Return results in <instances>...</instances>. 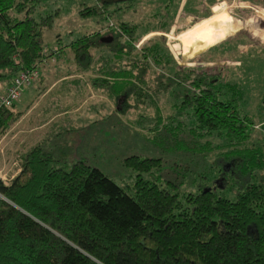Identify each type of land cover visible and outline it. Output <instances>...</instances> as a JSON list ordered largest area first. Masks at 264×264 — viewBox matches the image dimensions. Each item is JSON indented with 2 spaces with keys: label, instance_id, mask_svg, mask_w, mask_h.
Here are the masks:
<instances>
[{
  "label": "trees",
  "instance_id": "16d2710c",
  "mask_svg": "<svg viewBox=\"0 0 264 264\" xmlns=\"http://www.w3.org/2000/svg\"><path fill=\"white\" fill-rule=\"evenodd\" d=\"M117 1L95 0L81 6L76 15L107 19ZM256 1L264 5V0ZM43 3L0 0V83L6 82L0 92L20 70L35 69L37 78L40 64L54 60L65 46L77 65L86 66L92 58L100 61L101 67L94 71L102 75L95 78L98 82L129 78L143 83L153 78L147 72L164 69L175 86L168 91L163 80L155 82L156 90L164 89L159 94L182 99L180 103L206 131L201 143L206 153H211L213 132L227 138V149L218 154L214 181L178 198L175 191L141 177L160 165L159 157L124 159L136 171L128 193L83 159L68 162L54 155L49 142L56 133L42 139L19 154V171L9 183L0 179V264H264V156L259 150H246L254 122L264 121V94L260 120L239 115L232 104L230 67L219 64L229 61L227 52L209 59L198 54L200 65H214L211 72L204 65L180 66L161 36L133 47L149 31L136 34L134 24L124 21L62 47H44L42 31L51 26L59 9L40 12ZM129 8L116 6L113 11ZM107 36L109 41H101ZM204 43L197 32L194 48ZM150 66L158 69L147 71ZM17 100L0 106V134L19 118L20 112L13 109ZM262 141L253 140L257 145ZM242 150L246 153L238 156ZM233 171L238 172L237 185L225 197L226 177Z\"/></svg>",
  "mask_w": 264,
  "mask_h": 264
},
{
  "label": "rangeland",
  "instance_id": "374dc122",
  "mask_svg": "<svg viewBox=\"0 0 264 264\" xmlns=\"http://www.w3.org/2000/svg\"><path fill=\"white\" fill-rule=\"evenodd\" d=\"M93 3L95 0H44L40 12L59 9L51 26L42 31L44 47L54 44L62 47L83 34L98 29L105 33L106 27L115 25L118 21H124L134 24L136 34L153 31L132 43L133 47L138 49L143 41L150 38L154 40L161 36L171 59L180 66L203 67L204 65L209 72L213 71L214 65L205 63L200 65L197 54L224 39L230 40L233 49L237 52L264 53V5L262 6L256 0L251 2L245 0H125L112 3L110 15L104 20H98L95 17L80 18L76 15V11L81 6ZM123 5H129L130 8L113 11L116 6ZM186 13H190L191 16L187 17ZM199 31L205 43L199 49H195L193 38ZM89 52L94 55L97 53L92 49ZM70 53L67 50L65 55L69 57ZM67 57L62 58L63 64L76 63L72 61V57L70 60ZM48 62H51V59ZM222 63L223 61L219 64L222 65ZM42 64L45 63H41L40 66ZM91 64L96 65V68L101 67L100 61H96L95 58H92L88 65ZM259 64H263L261 68L251 67L254 64L250 62L236 68L232 64L231 72L228 74L229 82H232L231 89L234 92L231 96L232 104L239 115L252 121L260 120L262 116L259 104L264 94V60H260ZM150 67L147 71L158 69L154 66ZM157 71L156 73L147 72L153 78L143 83L129 78L113 79L103 83L95 80L102 76L100 73L81 71L82 79L77 78L71 82L58 84L53 89L55 92H52L53 95L50 96L53 99L40 102L27 118L37 124L55 110H61L64 107L68 110L73 104L78 105L75 115L68 112L61 118L62 121L58 125L46 124L34 131L31 138H24L28 144H33L31 142L45 139L48 134L53 136L51 132L56 130L58 133L55 132V138L49 142L54 155L65 158L68 162L83 159L128 193H131L136 171L126 166L123 161L131 155L140 158L159 157L160 165L141 173V177L161 188L175 191L178 198L185 193L195 192L198 187L211 184L218 173L216 163L218 154H222L227 149V138L223 135L218 137L213 132L209 138L211 153H206L208 150H204L206 147L201 145L206 131H203L195 122L191 111L183 107L180 103L182 99L176 100L174 96L169 98L159 94L164 89L161 90L159 87L156 90L158 87L154 86L155 82L163 80L162 82L168 85V91L170 87L175 86V83L170 82L172 79L164 69ZM140 74L145 73L136 75ZM91 75L94 77L90 78ZM133 81L135 85L141 87V90L133 86ZM3 83H0V88ZM21 89L23 90L20 92L19 100L13 106L14 110L19 112H21V106L30 102L35 91L31 85L22 86ZM63 91L66 92L64 97ZM140 91H142L140 94L135 95ZM66 97L68 100L64 103ZM105 97H107L106 100ZM254 123L246 150L252 153L259 150L264 156V129L261 125ZM20 131H22L21 124L14 122L3 133V139L0 138V145L7 147L11 156L14 157L17 155L14 150L23 148L20 142L15 140ZM256 137L263 139L259 146L253 142ZM192 140L194 143L191 142ZM246 150L238 151V156H244ZM238 159L243 160L241 157ZM209 160L210 163H208ZM237 179L236 171L226 177L227 188L222 193L225 197H230L229 192L232 191L230 188L234 189Z\"/></svg>",
  "mask_w": 264,
  "mask_h": 264
},
{
  "label": "crops",
  "instance_id": "0c3cea01",
  "mask_svg": "<svg viewBox=\"0 0 264 264\" xmlns=\"http://www.w3.org/2000/svg\"><path fill=\"white\" fill-rule=\"evenodd\" d=\"M186 14H187V17L191 16L190 13H186ZM152 32L153 31L147 32V34H145V36H147L148 34H150ZM42 41H43V39H42ZM221 42H223V43L220 44L219 47H218V44L216 43V44H213V45L207 47L206 49H203L199 53H201V55L202 54L206 55L207 58L209 59V58H213L214 55H219L221 53V51H225V52H227V53H225V59H229V61L223 60L222 65L228 66V64H229V67L232 64H233L232 66H234L235 68L236 67H243L248 62L254 64L253 66H251L254 68H261V66L263 65V64H259V61L264 60V53H259L258 51L257 52H255V51L254 52H237L233 49V47L230 43V40L224 39ZM54 45H52V46H54ZM52 46H46V47L51 48ZM67 50H69V49L65 46L64 48L59 50L58 56H56V58L53 61L47 62V64L40 66L39 70H38V73H39L38 77L35 80H33L32 83L29 84V85H31V88L34 89L35 91L31 97L30 102L28 104H25L24 106L20 107L21 108L20 116H19L18 120L15 121V122H19V124H21V126H22V131H20L18 136L15 137V140L19 141L21 146H23V148L20 147L21 149L14 150V152L17 154L14 157V156H11V152L9 151V149L7 147L0 145V179L5 184L9 183L10 180L19 171V161H18L19 154L26 151L29 147H31L32 145H34V144H36L42 140V139H40V140H37V142H31L33 144H28L26 139H29V137L31 138L32 133L34 131L39 130L40 127H43L46 124H50V123L52 125H58L62 121L61 118L63 116H65L68 112L71 113L72 115H75V113L78 110V105H74V104L69 106L68 110L65 109V107L61 110L57 109L54 112H52L50 116L44 118L42 122L37 123V124H34L32 121H30V118H27L29 116V114H31L33 112L35 106L38 105L40 102H43V100H46V102H47L49 99H53L50 96L53 95V93L55 92V91L53 92V89L58 84H61L62 82H66V81L71 82L72 80L74 81L77 78L82 79L81 74H80L81 71H90V72L95 71L96 65H92V64L83 66L84 68H82V66H80V65H77L76 63H74V65L63 64L62 58L67 57L65 55ZM223 55H224V53H223ZM70 57H72V53L69 54V57H67V59L70 60L71 59ZM73 60L74 59L72 58V61ZM78 67H80V70H78ZM57 73H60V74L57 77L55 76V78H54L53 76ZM93 77L94 76L91 75L90 78H93ZM5 83L2 84L0 90L4 87ZM20 90H21L20 92H22L23 89H20ZM56 94L58 95L59 93H56ZM65 94H66V92L63 91V97ZM20 95H21V93L19 94V97H20ZM61 97L62 96L60 95V98ZM56 98L57 97L55 96V99ZM106 99H107V97H105V100ZM18 100H19V98H18ZM18 100L14 104H16L18 102ZM66 100H68L67 97H66V99H64V103ZM21 120H23L22 123H21ZM257 125H261L264 129V121L257 123ZM55 132H57V131L54 130L51 133L55 134ZM3 135L4 134H1L0 138L2 137V139H3ZM50 135L51 134H48V137H50ZM28 145H30V146H28ZM22 149H24V150H22Z\"/></svg>",
  "mask_w": 264,
  "mask_h": 264
},
{
  "label": "built area",
  "instance_id": "2783aa9c",
  "mask_svg": "<svg viewBox=\"0 0 264 264\" xmlns=\"http://www.w3.org/2000/svg\"><path fill=\"white\" fill-rule=\"evenodd\" d=\"M54 51V49L52 50ZM46 52V51H45ZM53 61V59H51ZM37 76V71L32 70H20L9 81L8 85L0 92V106H10L19 97L20 88L27 85L30 80Z\"/></svg>",
  "mask_w": 264,
  "mask_h": 264
},
{
  "label": "water",
  "instance_id": "95a60500",
  "mask_svg": "<svg viewBox=\"0 0 264 264\" xmlns=\"http://www.w3.org/2000/svg\"><path fill=\"white\" fill-rule=\"evenodd\" d=\"M110 40V36H107V37H102L101 38V41H109ZM200 52V51H199ZM198 52V53H199Z\"/></svg>",
  "mask_w": 264,
  "mask_h": 264
}]
</instances>
